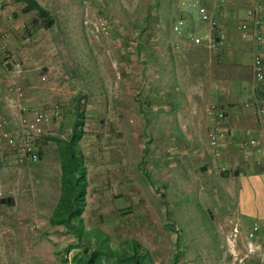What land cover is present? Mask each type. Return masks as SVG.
I'll use <instances>...</instances> for the list:
<instances>
[{"label": "rangeland", "instance_id": "1", "mask_svg": "<svg viewBox=\"0 0 264 264\" xmlns=\"http://www.w3.org/2000/svg\"><path fill=\"white\" fill-rule=\"evenodd\" d=\"M37 1L49 8L53 26L47 27L46 19L36 10L26 12L24 2L4 0L0 7L12 14L13 23H18L21 30L17 32V43L9 49L10 57L2 56L0 60V88H7L4 76L12 73L10 79L24 86V102L40 107L59 103L62 114L45 128L39 143V162L20 165L12 157L0 161V192L6 199L0 201V264H75L76 250L66 252V248L69 244H77L76 236L67 228L53 225L50 217L61 195L60 149L64 140L74 134L77 122L81 136L76 144L80 146L78 151L86 168L87 181L86 205L81 218L89 236L101 231L108 235L109 243L121 244L126 251L130 241L138 243L142 253L150 254V248L161 247L164 251L156 255L161 264H169L175 255L181 264H232L234 255L227 236L237 222L234 218L239 215V210L233 206L219 210L215 202L221 197L238 199L237 184H225L216 189L217 184H174V179H159L160 171L150 172L152 165L154 171L158 170L153 159L159 156L173 166V158L155 153L156 133L146 135V140L155 141L151 146L156 157L143 150L145 145L148 146L143 132L149 126L143 122L141 110L129 108L131 112L135 111L134 122H129L126 117L125 102L132 99L133 93H119L118 100H123L124 105L117 109L115 94L110 92L114 85L125 88L129 84L136 90L134 102L137 97H143L142 93L136 94L145 86L139 76L143 62L136 59V43L145 32L141 17L146 4L143 7L142 0H132L136 1L133 7L138 10L137 18L133 16L137 19L134 21L138 22L132 21L135 24L131 26L122 23L121 29L116 25L118 20L121 21L117 13L123 5L130 4L128 0H103L101 7L86 3V0H57L58 6L53 0ZM101 13L111 17L112 34L90 40L84 17ZM161 18L162 28L150 34L152 38L156 37V44L159 38L171 36L170 23H165L163 15ZM26 37H31V41L26 42ZM124 44L131 54L127 55L125 49L121 51ZM219 52L215 50L216 56ZM127 56L134 61L128 60ZM13 62L21 63L19 71H15ZM124 72H132L134 76L127 79ZM44 74L47 80L41 81ZM153 79L157 82L156 77ZM182 84H185L184 79ZM139 103L142 109L143 103ZM5 109L6 102L0 99V110ZM147 122L153 130L158 119L151 116ZM143 155L146 156L144 169L148 166L150 170H146V175L154 180L153 184H143L144 175L138 166ZM173 176L168 174V177ZM240 195L242 213L254 205L257 210H264V184L255 185L254 190L241 191ZM142 198L146 203L154 202L150 206L154 212L146 211ZM177 227L182 228V233ZM99 237L93 236L90 244L83 240L81 246H88L92 251ZM257 241L264 247V238ZM246 245V234L242 233L236 245L239 256L245 254ZM261 257V254L252 255L245 264H261ZM104 260L108 264L112 259Z\"/></svg>", "mask_w": 264, "mask_h": 264}, {"label": "crops", "instance_id": "2", "mask_svg": "<svg viewBox=\"0 0 264 264\" xmlns=\"http://www.w3.org/2000/svg\"><path fill=\"white\" fill-rule=\"evenodd\" d=\"M105 1L109 2L111 0ZM128 1L130 4L123 5L117 13L118 19H121V21L117 19L116 25L121 29L124 27L122 23L131 26L138 22L134 21L137 20L138 13V10L133 7L136 6V1ZM186 1L188 0H142L144 2L143 7L146 4L145 12L142 13L143 16L141 17L145 32L142 33L143 36L139 37L138 43H136L138 46V57L136 59L143 62L142 72L139 76L145 86L138 90L136 94L142 93L143 97L141 99L137 97V102H134L136 97L134 91L136 90L129 84L125 88L114 85L110 92L115 94L117 109L124 105V101L118 100L117 95L124 93L123 91L128 94L133 93V97L131 94L132 99L128 98L125 102L128 110L126 114L128 121L134 122L133 119L136 116L135 111L131 112L129 108L136 107L139 112L141 110L140 114L143 122L149 126L143 132L144 140H146L147 134L156 133L158 139L156 145L153 144L157 150L155 153H160L161 157L168 155V157L173 158L172 166L168 160L165 161V159L163 160L158 156L156 160L153 159L152 161L158 165V170L154 171L155 167L152 165L150 171L148 166L144 169L146 156L143 155L140 164H138L144 175L143 184H153L154 180L148 179L149 176L146 175L148 171L155 173L160 171L159 179L168 181L171 178V180H175L174 184H217L216 189H220V186L225 184H237L239 198L224 199L221 197L217 199L215 206L217 209L219 207V210L225 209L226 206L238 208L239 215L234 220H237L240 228H242L240 235L242 233L246 234L247 245L245 247L247 250L249 240L246 230L253 225L257 224L261 228L260 234L253 242L260 245L257 240L264 238V210H257L254 205L249 211L242 213L240 195L241 191L254 190L255 185L264 184V166L260 163V154L254 148L250 146L245 148L243 145L246 130L258 135L264 129V120L257 115V108L264 104V81H258L254 75V56H252V54L258 52L262 54L264 59V0H226L222 4H217L215 0H193L206 6H215V17L218 24L213 31L216 36L225 40L224 46L217 49H209L204 45L193 44L191 36L203 34L204 32L201 33L198 30L208 31L209 26L200 22L197 9L187 7L184 4ZM52 2H56L58 6L57 0ZM103 2V0H89V2L86 0V3L100 7ZM39 3L41 2L39 1ZM260 3L262 5V23L255 25L247 12L251 7L258 6ZM6 11V9L0 10V28L5 29L6 32L3 43L8 49H11L17 43V32H21V30L18 23H13L12 14ZM162 15L165 23H170L171 36L168 39L159 38L160 40L156 44V37L152 38L153 35L150 34L154 33L157 28H162ZM180 18L187 20L182 34L175 33L172 29L173 24ZM241 21L249 24L251 28L250 35L246 36L238 29V24ZM147 33L149 35L144 37ZM139 34L141 35V32ZM167 34L169 35V32ZM174 42L180 43L179 49L173 47ZM165 44L168 45V48ZM156 45L158 46L156 47ZM126 46L124 44L121 51L124 49L127 51ZM215 50L220 51L217 56ZM129 54L131 52L127 53V55ZM2 56L4 55L0 54V60L3 59ZM127 59H130L129 56H127ZM130 60L134 61L133 58ZM8 61L5 63H8ZM131 63L133 64V62ZM123 76L129 79L134 74L124 72ZM154 77L157 78V82L153 79ZM183 79L185 84H182ZM83 91L86 95V85ZM8 95L6 88H0L1 102H6ZM246 101L251 102V106L246 107ZM139 102L143 103V110ZM212 105H216L217 108L224 110L226 113V118L220 122L222 126L234 129L228 139L222 142L220 146L221 155L218 157L213 154L214 151L210 147L208 136L212 122L207 112ZM151 116L155 120L158 119V122L153 126V130L150 128L152 125L147 122V119H150ZM117 118L119 117L117 116ZM152 142L155 141L152 139L146 140L148 146L143 147L145 152L150 151V153H153ZM155 153L152 154L154 157H156ZM222 166H226L228 170L222 171ZM170 173L174 176L168 177ZM132 184L136 183L132 182ZM143 199L141 201L145 202ZM151 203L154 204L151 200L146 203V211L154 212L150 208ZM13 204L12 201L11 205ZM179 230L182 233V228ZM96 240L98 241L97 246L100 245L102 240ZM109 244L113 249L122 246L121 244L116 246H114L115 244ZM129 247L128 245L127 251H129ZM81 249L82 247L73 248L69 252L76 250L74 252L75 256ZM179 249L184 248L179 247ZM162 251L164 249L161 247L150 248L149 254V252L142 253L139 248L143 264H161V262H157L156 255ZM237 252L239 253L238 250ZM151 254H155V256ZM111 262H114V260ZM169 264L181 263L178 256L175 255Z\"/></svg>", "mask_w": 264, "mask_h": 264}, {"label": "built area", "instance_id": "3", "mask_svg": "<svg viewBox=\"0 0 264 264\" xmlns=\"http://www.w3.org/2000/svg\"><path fill=\"white\" fill-rule=\"evenodd\" d=\"M217 4L225 3L226 0H215ZM4 0H0V7L3 6ZM187 7L197 9L200 22L207 24L209 29L207 32L199 35H192L191 40L195 45H204L209 49L219 48L224 46L225 40L218 37L214 33L217 27V18L215 17V6H206L200 2L188 0L184 2ZM261 3L258 6H253L248 10V15L253 19L255 25L262 23ZM187 20L185 18L178 19L172 26L175 33L182 34L186 27ZM84 27L86 34L90 40H98L108 37L112 34L113 26L111 17L107 13L90 16L86 14L84 17ZM238 29L246 36L251 34V28L245 21L238 24ZM6 38V32L0 28V54L9 56V49L3 43ZM26 42L31 41V37H26ZM173 47L178 49L179 42H174ZM11 60V59H9ZM15 71H19L20 62H13ZM254 75L258 81H264V59L261 53H255L253 57ZM12 73L4 76V81L7 84L8 97L6 99V109L0 110V161H6L10 157L20 165L34 164L40 161V140L45 133V128L55 119L61 117L62 108L59 103L51 106H38L34 103L24 102V86L21 83L11 80ZM41 81H46L47 76L44 74L40 77ZM246 107L251 106V102H245ZM212 125L209 129V143L213 149L215 157L221 155L220 146L222 142L228 139V136L234 131L232 127L225 128L220 123L226 118L224 110L212 105L208 112ZM257 115L264 120V104L257 108ZM246 138L244 147L250 146L254 148L261 156L260 163L264 166V129L258 134H252L250 130L245 131ZM222 171H227L226 166H222ZM4 198L0 192V201ZM260 231L259 225H253L247 231L249 244L243 256H239L236 250L237 241L241 234L239 223L233 224L232 230L227 236V241L231 247V252L234 255L232 264H245L252 255L261 254V264H264V248L253 242L257 238ZM2 232H0L1 234Z\"/></svg>", "mask_w": 264, "mask_h": 264}, {"label": "trees", "instance_id": "4", "mask_svg": "<svg viewBox=\"0 0 264 264\" xmlns=\"http://www.w3.org/2000/svg\"><path fill=\"white\" fill-rule=\"evenodd\" d=\"M26 4L24 10L26 12L36 10L40 16L46 19V26L51 27L54 21L49 18V10L42 6L37 0H16ZM78 122L74 127V134L69 140H64V144L60 149V160L62 166L61 174V195L55 209L50 217L53 225L67 228L76 236L77 244H69L66 252L73 248H81L83 240L90 244L92 237H101V244L89 251L88 246L82 247L80 252L74 256L76 264H107L105 258H111L114 262L108 264H122L131 262L132 264H143L141 253L139 252V244L135 241L129 242V251L127 252L123 246L113 249L108 241V235L97 231L96 234H89L83 228V219L81 215L86 205V168L84 167L82 157L80 156V146L76 144L77 138L81 136V131L77 129ZM80 160V162H79ZM8 200V198H7ZM3 198L1 202H5ZM12 201V200H10ZM99 237V238H100ZM99 238H97L99 240ZM83 245V244H82ZM111 260V261H112Z\"/></svg>", "mask_w": 264, "mask_h": 264}]
</instances>
